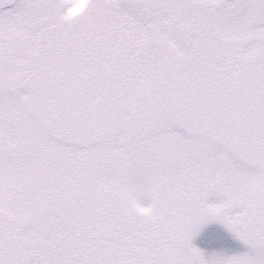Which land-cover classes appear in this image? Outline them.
I'll use <instances>...</instances> for the list:
<instances>
[{
    "label": "snow or ice",
    "instance_id": "1",
    "mask_svg": "<svg viewBox=\"0 0 264 264\" xmlns=\"http://www.w3.org/2000/svg\"><path fill=\"white\" fill-rule=\"evenodd\" d=\"M0 264H264V0H0Z\"/></svg>",
    "mask_w": 264,
    "mask_h": 264
}]
</instances>
